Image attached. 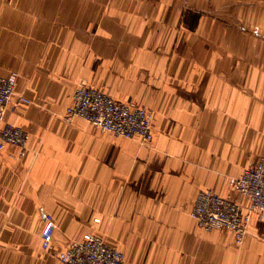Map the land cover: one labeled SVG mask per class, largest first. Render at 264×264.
<instances>
[{
    "label": "crops",
    "instance_id": "1",
    "mask_svg": "<svg viewBox=\"0 0 264 264\" xmlns=\"http://www.w3.org/2000/svg\"><path fill=\"white\" fill-rule=\"evenodd\" d=\"M262 35L264 0H0L6 120L30 133L25 157L0 151V264H63L86 233L124 264H264L256 214L241 246L190 216L205 189L249 203L229 178L264 157ZM82 79L153 110L152 145L66 123Z\"/></svg>",
    "mask_w": 264,
    "mask_h": 264
},
{
    "label": "built area",
    "instance_id": "2",
    "mask_svg": "<svg viewBox=\"0 0 264 264\" xmlns=\"http://www.w3.org/2000/svg\"><path fill=\"white\" fill-rule=\"evenodd\" d=\"M18 72L0 74V151L7 147L16 149L15 155L25 157L30 150V133L23 127L6 120L7 110L16 97ZM18 101L30 103L25 96ZM76 118L92 123L97 129L116 136L140 138L143 142L153 137L152 115L143 108L114 100L106 93L81 82L76 88L72 103L67 107L63 119L72 123ZM235 188L250 199L248 213L240 215L241 208L213 192H202L194 204L192 216L204 231L228 230L235 243L243 245L248 233L250 217L256 214L264 221V158L245 169L243 174L231 179ZM44 227L42 246L49 249L55 232L53 218L40 209ZM63 264H124V253L110 246L102 236L86 233L81 239L71 241L56 253Z\"/></svg>",
    "mask_w": 264,
    "mask_h": 264
},
{
    "label": "rangeland",
    "instance_id": "3",
    "mask_svg": "<svg viewBox=\"0 0 264 264\" xmlns=\"http://www.w3.org/2000/svg\"><path fill=\"white\" fill-rule=\"evenodd\" d=\"M218 20H220V19H218ZM245 30H246V27H245ZM250 34H251V32H249ZM255 35H257L258 33H256V32H253ZM262 37H263V39H264V35H262ZM81 82H85L86 84H88L90 87H92V88H95V89H98V88H96V87H94V86H92V85H90L89 84V82H88V80H86V79H82V80H80L78 83H77V86H76V88L79 86V84L81 83ZM76 88H75V90H76ZM75 90H74V92H75ZM100 90V89H99ZM100 91H102V90H100ZM103 92V91H102ZM105 93V92H104ZM74 94V93H73ZM107 94V93H106ZM107 95H109V94H107ZM73 96V95H72ZM110 97H112L111 95H109ZM114 100H116V101H119V102H122V103H125V104H127V105H131V106H135V107H140V108H143V109H145L146 111H148L149 113H151V115H152V123H151V129H152V133H153V137H152V139H151V141H149V142H143L140 138H128V139H135V140H137V141H139V143L141 144V145H146V146H151L152 145V143H153V140H154V129H153V120H154V116H155V113H154V111L153 110H151V109H149V108H147V107H145V106H143V105H140V104H138V103H135V102H132V101H130V102H125V101H121V100H118V99H116V98H114V97H112ZM71 103H72V99H71ZM70 103V104H71ZM67 109V108H66ZM67 123V122H66ZM101 131V130H100ZM107 133V132H106ZM113 135V134H112ZM116 136V135H115ZM117 137H122V136H117ZM124 138H126V137H124ZM264 157H262L261 159H263ZM261 159L258 161V162H250L246 167H245V169L247 168V167H249V166H255V165H257L260 161H261ZM245 169L243 170V172L245 171ZM243 172L241 173V175L243 174ZM241 175H239V176H232V177H230L229 178V185H230V187H231V189H232V191H234V193H239V194H241V195H243L244 197H246L248 200H249V203L247 204V205H244V204H241L239 201H237V200H235V199H232V198H229V197H226V196H222V195H220L219 194V192H217V191H215V190H213V189H205V190H201L198 194H197V196H196V198H195V201H194V203H193V205H192V208H191V210H190V216L193 218V219H195L193 216H192V210H193V207H194V204H195V202H196V200H197V198H198V195L200 194V193H202V192H213V193H215V194H217L218 196H220V197H222L223 199H226L228 202H231V203H233V204H235V205H237L239 208H241V213H240V215L242 214V215H244V214H246V213H248V209H249V207H250V199L246 196V195H244V194H242V192H240L239 190H237L236 188H235V184L233 183V182H231V179L233 178V177H235V178H238V177H240ZM42 208V207H41ZM40 208V209H41ZM44 209V208H43ZM45 210V209H44ZM41 215V214H40ZM253 215V214H252ZM252 215H251V217H252ZM251 217H250V219H251ZM259 219V218H258ZM200 227V226H199ZM201 228V227H200ZM202 229V228H201ZM208 232V231H207ZM210 232V231H209Z\"/></svg>",
    "mask_w": 264,
    "mask_h": 264
},
{
    "label": "bare ground",
    "instance_id": "4",
    "mask_svg": "<svg viewBox=\"0 0 264 264\" xmlns=\"http://www.w3.org/2000/svg\"><path fill=\"white\" fill-rule=\"evenodd\" d=\"M246 238V237H245Z\"/></svg>",
    "mask_w": 264,
    "mask_h": 264
}]
</instances>
